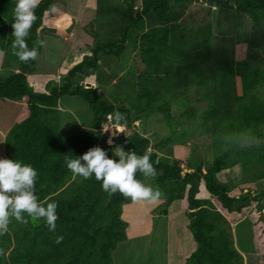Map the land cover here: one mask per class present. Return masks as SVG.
I'll list each match as a JSON object with an SVG mask.
<instances>
[{
    "label": "trees",
    "instance_id": "1",
    "mask_svg": "<svg viewBox=\"0 0 264 264\" xmlns=\"http://www.w3.org/2000/svg\"><path fill=\"white\" fill-rule=\"evenodd\" d=\"M56 1L39 0L34 10L36 20L25 38L29 48L37 49L40 33L49 29L43 26L50 14L45 10ZM199 1L214 7L213 22L189 29L185 41L172 42L170 24L178 22ZM14 6L15 0H0V62L4 53L12 59L1 67L0 100L25 98L29 115L7 132L5 157L30 163L37 170L35 195L40 201H56L57 220L55 231H49L43 218L34 221L29 217L27 223L11 219L7 231L0 233V264H113L119 244L128 239L130 225L123 211L129 199L120 193L109 195L94 177L74 182L65 155L79 156L99 146L104 122L117 110L123 118L112 122L130 132L117 137L112 145H104L108 155L121 145L149 156L157 175L145 177L137 172L136 176L164 190V200L154 209L159 216H168L175 200L187 198L188 228L196 248L185 264H244L235 247L231 224L214 200L229 213H240L251 206L259 212L264 209V186L257 193L233 195L230 185L218 176L240 165L245 175L251 173L252 180L264 179V100L258 93L264 85V66L253 67L251 57L237 59L232 46L234 36L242 37L244 29L249 48L264 45V0H128L121 35L102 41L94 31L90 54L72 65L62 81L49 80L44 92L34 90L28 78L38 69L36 59L21 61L12 47ZM149 13L161 23L139 36L137 29L146 24ZM40 26L42 31H38ZM215 31L223 41L217 56ZM129 41L135 50L140 49L141 64L157 81L170 79L169 93L142 100L131 92L113 96L102 93V81L106 80L100 75L102 57L120 59ZM94 75L96 86L84 84ZM111 78L112 74L108 75L107 79ZM192 84L206 90L207 106L201 124L211 139L212 158L199 164H183L154 151L150 138L136 129L135 122L162 114L171 132L158 137L155 144H184L183 139L174 138L178 123L173 104L187 99ZM64 98L79 99L91 111L87 126L79 133L69 135L61 128L60 103ZM184 114L196 117L197 111L189 107ZM202 185L205 196L198 197ZM57 236L63 237L59 243Z\"/></svg>",
    "mask_w": 264,
    "mask_h": 264
},
{
    "label": "rangeland",
    "instance_id": "2",
    "mask_svg": "<svg viewBox=\"0 0 264 264\" xmlns=\"http://www.w3.org/2000/svg\"><path fill=\"white\" fill-rule=\"evenodd\" d=\"M127 1L57 0L55 2L57 11L47 14L45 17L43 26L49 29L40 33L37 56L35 57L38 69L35 73L29 74V80L36 82L37 78L47 76L50 77L48 81L51 79L62 81L73 64L81 61L84 54H90L94 45V31L99 33L102 41L118 38L124 28ZM200 2L202 1L198 3ZM210 7L208 4L207 9L202 10L201 16L197 19L195 16H183L184 19H182L183 17L181 19L186 30L189 27L193 28L192 26L212 23L215 9ZM153 21L161 23L153 13H149L146 16L147 26L151 25ZM143 30L144 27L137 29L139 36L145 33H142ZM246 31L244 29L240 32L242 37L234 36L235 40L232 46L235 50V57L239 60L251 57L253 67H262L264 66V45L258 49L249 48L244 39ZM214 35V49L215 56H217L222 49L223 41L217 31L214 32ZM139 50V48L135 50L133 43L129 41L120 59L102 57L104 65L101 67L100 75L106 77L101 85L104 95L113 96L131 92L142 100L146 97H158L170 92V79L165 78V83L157 81L154 74L145 69L143 63L141 64ZM8 60H12L10 55L2 54L1 63ZM12 67L15 68V65L13 64ZM2 72L4 71L0 66V73ZM111 74L112 78L109 81L107 78ZM84 84L96 86L97 82L91 76L84 81ZM258 93L264 100V85L259 88ZM205 95L204 88L192 84L187 92V99L184 102L178 101L173 104L174 120L178 123L174 138L176 140L183 139L184 144L179 142L173 146L165 144L157 146L155 144L158 137L167 136L171 132L162 114L155 113L149 118L138 120L135 122V127L150 138L153 144L152 149L163 158L177 159L183 164H186L187 161L194 164L210 161L212 143L210 137L203 132L201 124L202 114L207 106ZM4 103L1 106V110H3L1 115L5 117L8 113H6L7 107ZM189 107H193L197 111L196 117L184 114ZM60 108L63 132L73 135L87 126L91 111L83 101L76 98H64L60 103ZM16 113L17 117L10 119L9 123L24 118L22 112L17 111ZM107 122L106 119L103 127L108 129L103 131L101 129L99 146L102 148L104 145H108L105 141L109 135H112V139L115 141L117 137L125 136L130 132V129L126 128L125 132L119 136L113 134L117 128L112 123L106 125ZM218 176L220 180L230 185L233 195H240L244 191L257 193L264 186V179L252 180L251 173L245 175L240 165L223 170ZM82 179L83 177L78 175L73 177V181L78 183ZM142 182L152 185L159 191L160 196L153 203L145 200L132 201L128 198L129 202L124 206L123 211V218L130 225L127 229L128 239L119 244L113 256V264H168L170 261L173 262V258L174 261L175 259L179 262L184 261L186 256L196 248V242L188 228L187 200L181 198L172 208L170 217L159 216L154 212V209L164 200V190L149 180H142ZM203 191L204 188L201 192ZM201 192L198 196L204 197L205 192L203 194ZM214 203L231 224L235 247L241 252L243 263L264 264V209L259 212L254 206H251L244 208L240 213H229L221 208L216 200ZM32 219L35 221L37 218Z\"/></svg>",
    "mask_w": 264,
    "mask_h": 264
},
{
    "label": "clouds",
    "instance_id": "3",
    "mask_svg": "<svg viewBox=\"0 0 264 264\" xmlns=\"http://www.w3.org/2000/svg\"><path fill=\"white\" fill-rule=\"evenodd\" d=\"M38 4L39 0H15L13 8L12 47L15 55L24 62L37 56V49L29 48L25 38L36 20L34 10ZM45 11L54 13L57 8L52 4ZM108 115L117 122L123 118L118 110ZM106 129L108 128L102 127V131ZM105 143H114L112 135H109ZM108 152L109 149L92 146L79 156L65 155V165L74 175L84 179L94 177L100 182L101 189L109 195L120 193L132 201L145 200L149 203L159 198L158 190L143 183L136 176L137 172L145 177L157 175V170L147 154L125 150L121 145L111 149V156ZM37 176V170L30 163L0 157V233L7 231L11 219L27 223L29 217L43 218L48 230L55 231L57 203L38 200L34 191ZM62 239V236H57L56 243Z\"/></svg>",
    "mask_w": 264,
    "mask_h": 264
},
{
    "label": "crops",
    "instance_id": "4",
    "mask_svg": "<svg viewBox=\"0 0 264 264\" xmlns=\"http://www.w3.org/2000/svg\"><path fill=\"white\" fill-rule=\"evenodd\" d=\"M207 5H208L207 3H202V2L198 3V2H195L194 4H192L190 6V8L188 9V11L184 15V17L185 16L186 17H189V16H192L193 17V16H195L196 19L199 18V16H201L200 15V12H202V10H204V9H207ZM198 8H199V10H198ZM210 8H214V7L211 6ZM184 17L182 19H184ZM182 19H181V21L174 22V23H171L170 24V38H171V41L172 42H182V41H185L187 39V36H188V32H189L190 27L187 28V30H186V27H185ZM159 25H160V23H157V22H154V21L149 26H147V24H145L143 26L144 27V30L142 31V33L143 32H146L147 30H149L151 28L157 27ZM192 27H194V26H192ZM85 55H89V53L84 54V56ZM0 66L2 67V63L1 62H0ZM137 66H138V64H137ZM13 69H15V68H13ZM93 77L95 78V82H97V76L94 75ZM49 78L50 77H47V76L46 77H39V79L38 78L36 79L37 80L36 82H33L31 80L30 83H31L32 87L34 88V90H36V91H43L44 92L45 91V87H46V83H47V81H48ZM0 102H2V103H0V157H5V137H6L7 132L9 131V129L15 123V122L14 123L13 122H10L9 123V120L10 119H14V118L17 117V113H16L17 111L22 112V115L24 116L23 119H25L29 115V109H28L27 101H26L25 98H23L21 100H16V101L6 99V101H0ZM4 102H7V103H4ZM3 103L7 107L6 108L7 109L6 110V113H8L5 117L3 115H1V111H3V110H1V106L3 105ZM73 116H74V114H73ZM203 188H205L204 185H202L200 187V192H201V190ZM201 193L203 194L204 191L201 192ZM185 199L187 200V198H185ZM179 200L180 199L175 200L172 203V205L169 207V213H168V216L169 217L172 215V211H171L172 208L175 206V204ZM191 253H189L188 256ZM188 256H186V258ZM185 261H186V259L184 261H182V262H179V260H177V259H175V261H174V258H173V262L170 261L168 264H185Z\"/></svg>",
    "mask_w": 264,
    "mask_h": 264
},
{
    "label": "built area",
    "instance_id": "5",
    "mask_svg": "<svg viewBox=\"0 0 264 264\" xmlns=\"http://www.w3.org/2000/svg\"><path fill=\"white\" fill-rule=\"evenodd\" d=\"M107 120H108V122L106 123V125H109V123H112V124L114 125V127L117 128L116 131H114V132H116V133H115L116 135L119 136L120 134H122L123 132H125L126 127H125L124 125H120V124L113 123V122H112V119L109 118V115H108V117H107ZM119 130H120V131H119ZM112 132H113V131H112Z\"/></svg>",
    "mask_w": 264,
    "mask_h": 264
},
{
    "label": "water",
    "instance_id": "6",
    "mask_svg": "<svg viewBox=\"0 0 264 264\" xmlns=\"http://www.w3.org/2000/svg\"><path fill=\"white\" fill-rule=\"evenodd\" d=\"M42 28H43V26H40L39 29H38V31H40ZM191 171H192V170H191Z\"/></svg>",
    "mask_w": 264,
    "mask_h": 264
}]
</instances>
